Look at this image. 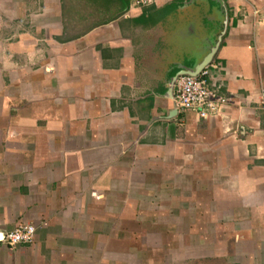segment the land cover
Returning a JSON list of instances; mask_svg holds the SVG:
<instances>
[{
	"label": "crops",
	"instance_id": "obj_1",
	"mask_svg": "<svg viewBox=\"0 0 264 264\" xmlns=\"http://www.w3.org/2000/svg\"><path fill=\"white\" fill-rule=\"evenodd\" d=\"M128 2L0 0V264H264V0Z\"/></svg>",
	"mask_w": 264,
	"mask_h": 264
},
{
	"label": "built area",
	"instance_id": "obj_2",
	"mask_svg": "<svg viewBox=\"0 0 264 264\" xmlns=\"http://www.w3.org/2000/svg\"><path fill=\"white\" fill-rule=\"evenodd\" d=\"M161 0H129L121 14L132 8H140L158 4ZM219 67L218 62L208 61L193 74L177 72L170 84V98L174 108L193 110L200 116L206 115L212 108L234 100L233 94L215 92V85H208L207 78L213 77V72ZM259 103L264 108V87L259 86ZM35 226L32 223H20L8 232L2 234V240L7 247H14L21 241H31L34 237Z\"/></svg>",
	"mask_w": 264,
	"mask_h": 264
},
{
	"label": "water",
	"instance_id": "obj_3",
	"mask_svg": "<svg viewBox=\"0 0 264 264\" xmlns=\"http://www.w3.org/2000/svg\"><path fill=\"white\" fill-rule=\"evenodd\" d=\"M214 49H215V46H212L209 49V51L204 55V57L202 58V60L196 66H194L191 70L181 69V70L176 71L175 73H177V72H187L189 74H193V73L197 72L201 66H203L204 64H206L210 60ZM174 74L169 78V80L167 82V87H166L167 89H166V91H167V95H169V96H171L170 95V84H171V81L173 79Z\"/></svg>",
	"mask_w": 264,
	"mask_h": 264
}]
</instances>
